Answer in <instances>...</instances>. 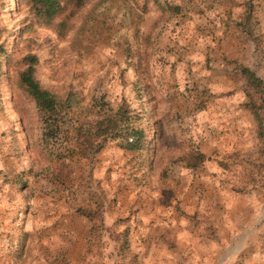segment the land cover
<instances>
[{
  "label": "rangeland",
  "instance_id": "374dc122",
  "mask_svg": "<svg viewBox=\"0 0 264 264\" xmlns=\"http://www.w3.org/2000/svg\"><path fill=\"white\" fill-rule=\"evenodd\" d=\"M56 1L59 12L49 20L37 0H0V193L5 184L22 188L40 175L71 199L87 191L96 196L101 175L113 169L153 192L158 187L152 184L171 178L177 211L208 229L203 204L178 194H189L195 180L204 191V178L216 172L189 168L202 162L193 133L200 124L193 130L187 117L205 109L210 92L191 74L176 73L171 38H163L175 20L173 1ZM29 55L36 57V78L59 100L54 113L42 111L20 84ZM192 95L201 100L193 104ZM129 142L145 148L141 169L136 163L124 171L103 161L110 148ZM259 152L245 157V165L236 154L222 161L224 180L244 197L230 199L222 241L211 256L202 251L203 264H254L262 255L264 139Z\"/></svg>",
  "mask_w": 264,
  "mask_h": 264
},
{
  "label": "crops",
  "instance_id": "0c3cea01",
  "mask_svg": "<svg viewBox=\"0 0 264 264\" xmlns=\"http://www.w3.org/2000/svg\"><path fill=\"white\" fill-rule=\"evenodd\" d=\"M172 1L175 20L163 38H171L176 73L191 74L196 86L210 92L205 109L187 117L193 130L200 124L193 133L204 155L201 165L189 168L216 172L204 178V191L195 180L189 194H178L203 204L209 228L195 227L196 221L177 211V182L171 178L152 184L158 187L153 192L113 169L101 175L96 196L87 191L71 199L40 175L22 188L5 184L0 193V264H181L187 258L188 264H203L202 251L211 256L217 250L230 199L244 197L224 180L222 161L236 154L247 164L245 157L259 155L264 139V92L256 95L243 71L264 83V0ZM198 97L192 95L193 104ZM144 149L110 148L103 161L124 171L136 163L141 169ZM254 264H264V251Z\"/></svg>",
  "mask_w": 264,
  "mask_h": 264
},
{
  "label": "trees",
  "instance_id": "16d2710c",
  "mask_svg": "<svg viewBox=\"0 0 264 264\" xmlns=\"http://www.w3.org/2000/svg\"><path fill=\"white\" fill-rule=\"evenodd\" d=\"M38 1V8L40 11L45 15L44 17L52 20L54 16L59 12V4L56 0H37ZM86 0H78L79 4H83ZM27 60L29 61L28 66L26 69L21 73L20 77V84L21 86L32 96L37 104L38 107L47 113H54L57 110V106L59 104V100L55 94H53L50 90L43 87L40 81L35 76V62L36 57L28 56ZM35 60V62H34ZM244 73L248 77L249 83L253 85L256 89V95L262 94L264 92V83L263 81L253 72L250 70L243 69ZM252 96V94H250ZM252 108L256 113V118L258 120V125L260 127V131L263 130V123L262 118L258 113V107L253 104ZM130 139V138H129ZM138 143H127L126 147L136 148ZM196 155L200 157V162L204 161V155L201 152H197ZM190 166H196L199 163H189Z\"/></svg>",
  "mask_w": 264,
  "mask_h": 264
}]
</instances>
